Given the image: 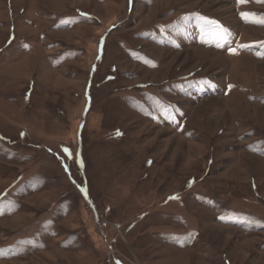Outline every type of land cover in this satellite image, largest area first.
Masks as SVG:
<instances>
[{"label": "rangeland", "instance_id": "374dc122", "mask_svg": "<svg viewBox=\"0 0 264 264\" xmlns=\"http://www.w3.org/2000/svg\"><path fill=\"white\" fill-rule=\"evenodd\" d=\"M261 17L0 0V264H264Z\"/></svg>", "mask_w": 264, "mask_h": 264}, {"label": "snow or ice", "instance_id": "6c2138e0", "mask_svg": "<svg viewBox=\"0 0 264 264\" xmlns=\"http://www.w3.org/2000/svg\"><path fill=\"white\" fill-rule=\"evenodd\" d=\"M240 2L243 3L244 0H240ZM242 16H244L247 19L250 16H254V14H251V13H242ZM252 22H255V23H264V17H261L259 19H254V20H252ZM230 51L235 52L236 50L235 49H230ZM117 134H119V133H117Z\"/></svg>", "mask_w": 264, "mask_h": 264}]
</instances>
